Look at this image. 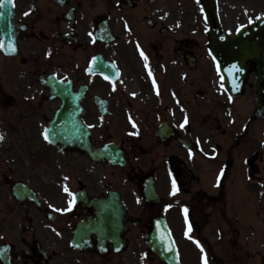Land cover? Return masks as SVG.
<instances>
[{
    "label": "flooded vegetation",
    "instance_id": "af4514ba",
    "mask_svg": "<svg viewBox=\"0 0 264 264\" xmlns=\"http://www.w3.org/2000/svg\"><path fill=\"white\" fill-rule=\"evenodd\" d=\"M190 2L14 0L18 55L6 58L9 100L0 94L9 135L0 144V264H141L142 239L159 220L193 262L201 246L234 247L254 228L264 119L254 118L250 91L240 101L214 84L204 20H175ZM101 26L113 45L96 41ZM97 57L109 67L88 74ZM50 76L74 99H51L40 83ZM64 102L81 126L51 145L43 132ZM65 187L75 204L55 211L70 207Z\"/></svg>",
    "mask_w": 264,
    "mask_h": 264
},
{
    "label": "snow or ice",
    "instance_id": "6c2138e0",
    "mask_svg": "<svg viewBox=\"0 0 264 264\" xmlns=\"http://www.w3.org/2000/svg\"><path fill=\"white\" fill-rule=\"evenodd\" d=\"M199 2V0H198ZM7 4H13L14 6V0H0V8H4ZM4 13L0 12V16H3ZM25 15H28V13H25ZM257 19H260V17H257ZM91 35V33H90ZM0 49H4L6 52H15L16 51V47H15V44L14 43H8L7 46L5 47V42L3 40H0ZM141 55L144 56V53L141 51ZM215 59V57H213ZM144 59L147 60V57L144 56ZM109 66L108 65H99L98 66V69L101 71V74H103V71L105 69H107ZM234 68H236L237 66L233 65ZM238 71H243V69H238ZM104 79H109V77L107 75L104 76ZM61 83H63V81H61ZM188 123V120H187V117H185V120H184V124H187ZM184 124H181L180 126L181 127H184ZM43 136H44V139L46 141H49V133H48V130L45 129L44 132H43ZM5 138V134L3 132H0V142H2ZM199 143V141H197ZM191 152V150H190ZM65 179H68V177H65ZM65 191L68 192L69 196L72 197L71 200H69V208L68 209H54L55 211H61V212H64V211H69L71 210V206L75 204V194L71 193L67 187H65ZM177 191V185H176V181L173 180V192L172 194H175ZM50 207H53L50 205ZM186 211V210H185ZM191 230V226L189 225V231ZM161 240L163 241L164 240V237L162 236L161 237ZM198 245H199V241L196 242ZM77 247H79V245H76ZM169 250H171L169 248ZM201 251L203 252V247L201 246ZM204 264H207V258L205 256V259H204Z\"/></svg>",
    "mask_w": 264,
    "mask_h": 264
},
{
    "label": "rangeland",
    "instance_id": "374dc122",
    "mask_svg": "<svg viewBox=\"0 0 264 264\" xmlns=\"http://www.w3.org/2000/svg\"><path fill=\"white\" fill-rule=\"evenodd\" d=\"M232 1H234L233 3H236L241 9H248L250 15H251V12H254L257 16L261 13V10L264 9V0H232ZM224 17L226 20L228 19V17L226 18V15ZM231 22H233V19H231ZM253 245H254L253 251H252L251 257L248 258V261H247V258L243 257L241 254H239L238 257L236 256V259L238 260L242 258L243 262L241 264L243 263L260 264L259 260H261V258H264V247H262L261 245L259 247V242ZM223 255H224V252L221 256ZM223 259L225 260V263L223 264H237V261H233L232 258L227 253H226V258L223 257ZM147 264H153V263L149 261Z\"/></svg>",
    "mask_w": 264,
    "mask_h": 264
},
{
    "label": "water",
    "instance_id": "95a60500",
    "mask_svg": "<svg viewBox=\"0 0 264 264\" xmlns=\"http://www.w3.org/2000/svg\"><path fill=\"white\" fill-rule=\"evenodd\" d=\"M207 10H208V14H209V20L211 22V25L213 27V32H214V27H215V24H216V17H215V14H214V10H213L212 7L211 8H207ZM5 29H6V27H5ZM248 36H249V38L247 39ZM240 37H243V39H244V41L240 40L241 41L240 43L242 45H246L247 46L248 44H250L251 47H254V46H256V43H257L256 40L259 39V37L264 38V26L256 28L254 30V33L251 32L249 34L248 33L247 34H240ZM263 41H261V45L264 43ZM232 50L233 51H237V48L235 47ZM239 52H242V51L240 50ZM263 61H264V59H263ZM263 68H264V63L258 65V69H260V73H259L258 81H257V91L260 94V96H259L260 104L261 103L264 104V72L261 71V69L263 70ZM164 259L167 260L168 262H170L171 261V256H168V257H166Z\"/></svg>",
    "mask_w": 264,
    "mask_h": 264
}]
</instances>
